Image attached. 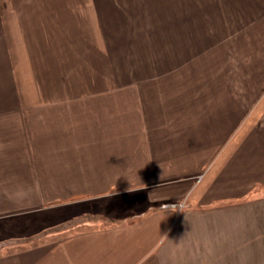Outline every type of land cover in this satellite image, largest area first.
I'll list each match as a JSON object with an SVG mask.
<instances>
[{
	"label": "crops",
	"instance_id": "1",
	"mask_svg": "<svg viewBox=\"0 0 264 264\" xmlns=\"http://www.w3.org/2000/svg\"><path fill=\"white\" fill-rule=\"evenodd\" d=\"M0 264H264V0H0Z\"/></svg>",
	"mask_w": 264,
	"mask_h": 264
},
{
	"label": "rangeland",
	"instance_id": "2",
	"mask_svg": "<svg viewBox=\"0 0 264 264\" xmlns=\"http://www.w3.org/2000/svg\"><path fill=\"white\" fill-rule=\"evenodd\" d=\"M124 202H125V205H126V202H127V203H128V202H130V203H135V202L133 201V199H130V197H129V198H126V201L124 200ZM140 204H141V205H140ZM135 205H136L137 207H135L134 209L139 210V209H143V208H144V206H142V205H144L143 203H140V202H139V203H135ZM134 209H133V210H134ZM110 211H111V212H110ZM117 211H118L117 209H112L111 207L108 208V212H109V214H110L109 216H111V217L114 215V214L112 215V213L118 214L119 211H118V212H117ZM121 211H122V210H121ZM68 224H69V222H68ZM62 225L65 226V224H62Z\"/></svg>",
	"mask_w": 264,
	"mask_h": 264
},
{
	"label": "clouds",
	"instance_id": "3",
	"mask_svg": "<svg viewBox=\"0 0 264 264\" xmlns=\"http://www.w3.org/2000/svg\"><path fill=\"white\" fill-rule=\"evenodd\" d=\"M183 207H184V204L182 202L181 203H178L176 205V208H179V209H183Z\"/></svg>",
	"mask_w": 264,
	"mask_h": 264
}]
</instances>
